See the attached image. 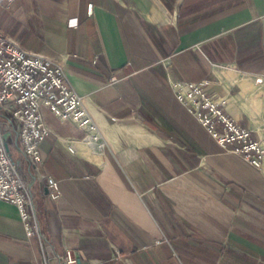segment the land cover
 <instances>
[{
	"label": "crops",
	"instance_id": "obj_1",
	"mask_svg": "<svg viewBox=\"0 0 264 264\" xmlns=\"http://www.w3.org/2000/svg\"><path fill=\"white\" fill-rule=\"evenodd\" d=\"M0 31L63 64L101 135L90 143L43 109L53 200L15 127L6 132L50 258L72 249L81 264H155L159 253L162 264L172 253L178 264H264V162L224 151L169 85L204 84L264 139V87L253 83L264 73V0H15L0 6ZM42 261L19 209L0 200V264Z\"/></svg>",
	"mask_w": 264,
	"mask_h": 264
},
{
	"label": "built area",
	"instance_id": "obj_2",
	"mask_svg": "<svg viewBox=\"0 0 264 264\" xmlns=\"http://www.w3.org/2000/svg\"><path fill=\"white\" fill-rule=\"evenodd\" d=\"M15 0H0L8 7ZM91 12V5L88 8ZM117 77L110 76L109 84ZM257 90L264 87V73L253 77ZM174 97L187 109L216 143L226 151L240 157L259 169L264 162V139L253 140L248 128L239 127L223 111L227 100L207 94L202 83L169 81ZM256 90V91H257ZM43 109H48L61 122H71L86 132L88 140L100 143L101 135L88 111L83 97L71 88L63 64L40 53H32L19 46L17 41L0 31V200L14 204L24 223L27 237H37L42 251V264H81V253L64 249L62 255L52 258L39 233L31 193L20 172V164L8 149L5 134L14 126L19 136L22 157L31 164L34 178L48 188L51 199L59 196L55 179L41 171L40 144L50 134L43 119ZM67 143H71L67 140ZM69 151L73 149L69 147ZM53 260V261H52Z\"/></svg>",
	"mask_w": 264,
	"mask_h": 264
},
{
	"label": "rangeland",
	"instance_id": "obj_3",
	"mask_svg": "<svg viewBox=\"0 0 264 264\" xmlns=\"http://www.w3.org/2000/svg\"><path fill=\"white\" fill-rule=\"evenodd\" d=\"M161 259H162V257H161V254L160 253L157 254V255L154 254V256H153V262L155 264H162L163 262H161ZM170 262H171V264H178L179 263L177 257L175 256V253L174 254L172 253Z\"/></svg>",
	"mask_w": 264,
	"mask_h": 264
},
{
	"label": "bare ground",
	"instance_id": "obj_4",
	"mask_svg": "<svg viewBox=\"0 0 264 264\" xmlns=\"http://www.w3.org/2000/svg\"><path fill=\"white\" fill-rule=\"evenodd\" d=\"M88 142L93 143V144H96V142L93 139L88 140Z\"/></svg>",
	"mask_w": 264,
	"mask_h": 264
},
{
	"label": "water",
	"instance_id": "obj_5",
	"mask_svg": "<svg viewBox=\"0 0 264 264\" xmlns=\"http://www.w3.org/2000/svg\"><path fill=\"white\" fill-rule=\"evenodd\" d=\"M8 135L5 134V138L7 139Z\"/></svg>",
	"mask_w": 264,
	"mask_h": 264
}]
</instances>
